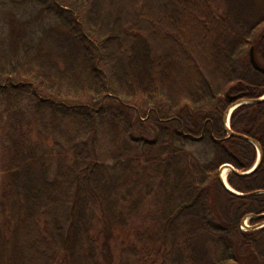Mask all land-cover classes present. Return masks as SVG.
Listing matches in <instances>:
<instances>
[{"label": "trees", "instance_id": "16d2710c", "mask_svg": "<svg viewBox=\"0 0 264 264\" xmlns=\"http://www.w3.org/2000/svg\"><path fill=\"white\" fill-rule=\"evenodd\" d=\"M26 1L56 26L26 41L10 13L0 46V264H264V226L240 228L264 223V101L229 119L261 149L254 171L255 146L223 124L230 97L264 95L245 57L264 67V15L242 18L248 0ZM201 142L204 160L186 149Z\"/></svg>", "mask_w": 264, "mask_h": 264}, {"label": "rangeland", "instance_id": "374dc122", "mask_svg": "<svg viewBox=\"0 0 264 264\" xmlns=\"http://www.w3.org/2000/svg\"><path fill=\"white\" fill-rule=\"evenodd\" d=\"M162 1V0H161ZM159 0H150L145 3V6L147 4V6H152L154 8H156L157 10H161V7H166V1L165 2H161ZM249 1V5H245L246 8L242 9V14L244 19H246V21L249 24H254L255 21L259 18H261L264 15V10H263V5H264V0H248ZM238 2H241L240 0H238ZM12 14L14 16V21H15V25L19 24V25H23V27H20L19 30L21 31L22 34L24 31V27L26 28V35H25V40L26 41H32L35 40L37 37H39L40 32L44 31L47 27H49V25H52L53 27L56 26V22H54L53 20L50 19V17H46L44 16H40L41 15V7L34 5V3H30L28 1L26 2H21V0H0V46H3V44L7 43V41L9 40V33H8V14ZM173 18V17H172ZM167 18H159L156 20V26L161 27L162 25H164V23L166 22ZM175 21V20H174ZM42 30V31H41ZM197 30V29H196ZM178 36L179 37H183L186 42L189 44L191 49H195L196 46H198V44L200 43L199 39L196 38L194 35L191 34H186L184 31H178ZM164 35H160L159 37L163 39V37L166 35L165 32H163ZM248 49L247 48V52L245 54V57L248 58ZM2 52H5V50H3L1 48ZM171 53H173L174 51H170ZM167 52V53H170ZM200 56V55H199ZM202 58V55H201ZM172 68V66H171ZM175 69L179 70V73H181L180 70H182L181 67H173ZM208 70H205L204 73L202 72H198L199 75L203 76V75H207L208 74ZM264 96V95H263ZM136 105L139 106L142 109L146 108V103L144 102V100H137ZM129 115L132 118V113H129ZM141 135V133H139L137 130L135 132V135L138 136ZM143 135V134H142ZM144 137V136H143ZM186 149L190 152H192L199 160H204L206 158H208L210 156V152H211V148L209 146V144L205 143V142H201V143H197L191 146H186ZM257 151V149H256ZM257 157H258V152H257ZM257 161V160H256ZM256 163V162H255ZM225 182L226 181V177L227 174L229 173L228 169H225ZM1 177V176H0ZM228 185V183H227ZM229 186V185H228ZM230 188V186H229ZM235 192V191H234ZM264 226V223L259 224L257 226L254 227H249L248 222H247V218L243 219L242 223H241V230L243 231H247L249 229L251 230H255V229H259L261 227ZM124 239L123 235L117 233V241H116V246H118L122 240ZM33 258H37V257H33ZM37 260V259H36Z\"/></svg>", "mask_w": 264, "mask_h": 264}, {"label": "water", "instance_id": "95a60500", "mask_svg": "<svg viewBox=\"0 0 264 264\" xmlns=\"http://www.w3.org/2000/svg\"><path fill=\"white\" fill-rule=\"evenodd\" d=\"M249 60L251 63V66L253 67L254 70H256L257 72H260L262 74H264V67L260 66L254 58L253 55V47L250 48L249 50ZM231 100H234L233 104H231L229 106V108L226 110L224 117H223V124H224V130L227 133L228 136H236L239 138H243L245 140H247L248 142H250L251 144H253L255 146V148L257 149L258 152V157H257V161L255 163V165L252 167V169L250 171H248L247 173H250L252 171H254L258 166L259 163L261 161V149L259 147V145L254 141L251 140L245 136L242 135H238V134H234L229 127V119H230V115L233 112V110L241 105H245V104H256V103H260L262 101H264V96L259 98V99H254V100H242V99H237V96H232L230 97ZM224 169H228L229 171H234L233 168L229 165V164H225L223 166L220 167L219 169V181L222 184V186L229 192L233 193V194H238L236 192H234L231 188H229V186L227 185V183L225 182L224 179H222V173Z\"/></svg>", "mask_w": 264, "mask_h": 264}, {"label": "bare ground", "instance_id": "6f19581e", "mask_svg": "<svg viewBox=\"0 0 264 264\" xmlns=\"http://www.w3.org/2000/svg\"><path fill=\"white\" fill-rule=\"evenodd\" d=\"M225 169L223 170V173H222V179H224L225 178Z\"/></svg>", "mask_w": 264, "mask_h": 264}]
</instances>
